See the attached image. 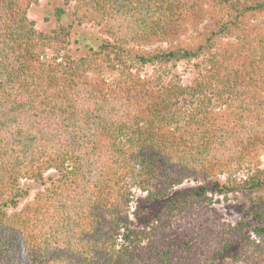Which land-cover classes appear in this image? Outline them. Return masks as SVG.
I'll list each match as a JSON object with an SVG mask.
<instances>
[{
	"label": "trees",
	"instance_id": "16d2710c",
	"mask_svg": "<svg viewBox=\"0 0 264 264\" xmlns=\"http://www.w3.org/2000/svg\"><path fill=\"white\" fill-rule=\"evenodd\" d=\"M63 1L43 32L0 0V264H264V0Z\"/></svg>",
	"mask_w": 264,
	"mask_h": 264
},
{
	"label": "rangeland",
	"instance_id": "374dc122",
	"mask_svg": "<svg viewBox=\"0 0 264 264\" xmlns=\"http://www.w3.org/2000/svg\"><path fill=\"white\" fill-rule=\"evenodd\" d=\"M57 7H62L65 10V14L62 16V21L64 25H68L72 22L71 16V5L65 4L63 0H38L37 4H33L29 10V18L32 19L35 23V27L43 32H49L53 30L58 21L54 16V10ZM102 38V34L99 32V29L92 24H82L80 26L74 25L70 28V33L68 35L69 53L74 56L84 55L87 51V45L95 46L99 43V39ZM165 47L164 43H159L150 48L154 47ZM173 71L180 73L183 83H188L193 74L194 68L191 63L177 62L174 66H171ZM142 75H149L152 72V66L146 65L140 69ZM261 166L264 167V155L261 156ZM46 174H53V171H49ZM224 176H219L220 181H224ZM214 181L210 179L205 182H194L186 181L183 184L179 185L175 189H181L184 187H192L202 184H211ZM31 184L32 182H26ZM39 185L35 184V187L31 189L30 195L27 199H30L33 193ZM132 201L130 203V217L136 225H138L137 218L133 214V211L136 208L137 199L144 196V193L138 189H133L132 191ZM211 196L213 198V205L217 210L222 214L225 221L230 223H235L240 218V209L247 208L249 206V194L248 192H239L236 194H219L216 191H211ZM26 199H21L18 207L20 208ZM159 208V203H156L152 206V210H157Z\"/></svg>",
	"mask_w": 264,
	"mask_h": 264
}]
</instances>
